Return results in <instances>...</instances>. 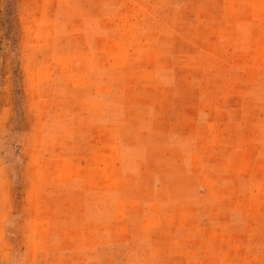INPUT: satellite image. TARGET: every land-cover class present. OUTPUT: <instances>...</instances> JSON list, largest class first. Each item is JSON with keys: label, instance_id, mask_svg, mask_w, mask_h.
Masks as SVG:
<instances>
[{"label": "rangeland", "instance_id": "374dc122", "mask_svg": "<svg viewBox=\"0 0 264 264\" xmlns=\"http://www.w3.org/2000/svg\"><path fill=\"white\" fill-rule=\"evenodd\" d=\"M0 264H264V0H0Z\"/></svg>", "mask_w": 264, "mask_h": 264}]
</instances>
